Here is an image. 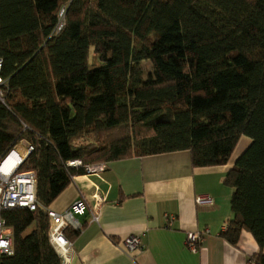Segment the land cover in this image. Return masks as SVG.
<instances>
[{"label":"trees","instance_id":"trees-1","mask_svg":"<svg viewBox=\"0 0 264 264\" xmlns=\"http://www.w3.org/2000/svg\"><path fill=\"white\" fill-rule=\"evenodd\" d=\"M0 58V157L33 146L37 202L0 212V264H61L46 208L83 165L177 150L222 165L241 136L220 235L236 246L248 231L264 264V0H0Z\"/></svg>","mask_w":264,"mask_h":264},{"label":"crops","instance_id":"crops-1","mask_svg":"<svg viewBox=\"0 0 264 264\" xmlns=\"http://www.w3.org/2000/svg\"><path fill=\"white\" fill-rule=\"evenodd\" d=\"M249 143L241 136L222 165L193 166L189 150H177L117 159L103 172L72 176L46 208L64 213L76 201L87 204L72 214L81 227L66 228L78 230L67 264H254L260 249L251 233L241 231L236 246L220 235L231 216L232 189L223 181ZM199 195L212 203H198ZM189 232L201 236L196 250L186 246ZM130 235L140 236L141 250L122 247Z\"/></svg>","mask_w":264,"mask_h":264},{"label":"built area","instance_id":"built-area-1","mask_svg":"<svg viewBox=\"0 0 264 264\" xmlns=\"http://www.w3.org/2000/svg\"><path fill=\"white\" fill-rule=\"evenodd\" d=\"M2 59L0 58V102L4 103L5 91L8 87L7 79L1 76ZM25 128L26 126L23 125ZM33 150V146L25 139L20 138L0 157V212L9 208L27 207L30 210L36 208V174L33 170L24 168L26 158ZM69 166H82L80 160H70ZM107 168L105 162L89 163L83 165L85 174L100 173ZM198 203H212L208 196H196ZM84 200L76 201L70 211L58 213L52 209H47L50 225L47 237L50 245L54 248L61 259V264H67L70 260L71 242L64 235L68 226L79 228L78 223L72 222V214H81L86 209ZM93 219L95 215L93 214ZM170 220L174 219L169 215ZM201 242V236L197 233L189 232L186 237V246L190 250H196ZM122 247L128 251L141 250L142 244L140 236L130 235L121 242ZM13 254L12 228L6 225L0 217V256Z\"/></svg>","mask_w":264,"mask_h":264},{"label":"rangeland","instance_id":"rangeland-1","mask_svg":"<svg viewBox=\"0 0 264 264\" xmlns=\"http://www.w3.org/2000/svg\"><path fill=\"white\" fill-rule=\"evenodd\" d=\"M89 60H90L91 63H95L96 62L95 58H94L93 54H91V52H90V55H89ZM142 67L144 68V71H146V72L150 71L151 72L150 65L147 62H143L142 63ZM30 229H31V227H29L27 229V231H29Z\"/></svg>","mask_w":264,"mask_h":264}]
</instances>
